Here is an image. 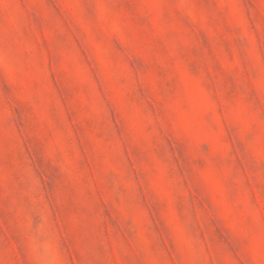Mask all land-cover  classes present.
Instances as JSON below:
<instances>
[{"label": "rangeland", "instance_id": "obj_1", "mask_svg": "<svg viewBox=\"0 0 264 264\" xmlns=\"http://www.w3.org/2000/svg\"><path fill=\"white\" fill-rule=\"evenodd\" d=\"M0 264H264V0H0Z\"/></svg>", "mask_w": 264, "mask_h": 264}]
</instances>
